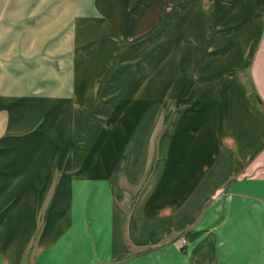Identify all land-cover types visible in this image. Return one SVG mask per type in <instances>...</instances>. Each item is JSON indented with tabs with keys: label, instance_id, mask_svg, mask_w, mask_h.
Instances as JSON below:
<instances>
[{
	"label": "crops",
	"instance_id": "0c3cea01",
	"mask_svg": "<svg viewBox=\"0 0 264 264\" xmlns=\"http://www.w3.org/2000/svg\"><path fill=\"white\" fill-rule=\"evenodd\" d=\"M198 1L168 24L187 50L130 88L119 115L91 93L84 108L92 86L78 82L55 96L0 83V264H264V0H209L207 13ZM63 6L0 0V56L31 53L20 26ZM177 66L188 93L160 131Z\"/></svg>",
	"mask_w": 264,
	"mask_h": 264
},
{
	"label": "rangeland",
	"instance_id": "374dc122",
	"mask_svg": "<svg viewBox=\"0 0 264 264\" xmlns=\"http://www.w3.org/2000/svg\"><path fill=\"white\" fill-rule=\"evenodd\" d=\"M183 1L49 0L51 5L53 2H63V9L58 12H51L49 9L47 25L42 28L37 29L35 25H31L33 20H29L32 23L28 25L20 26L19 33H27L31 37L27 38L33 39V44L24 43L31 53L24 54L21 51L15 59L8 60L0 56V83L15 84L16 90L11 93L16 95L33 96L37 93L42 96H55L61 93L58 84L67 87L73 81L78 82L83 88L92 86L91 90L82 91L84 108L89 107L91 93L98 102H107L104 108L109 113L108 116L119 115L124 95L137 97L133 95L137 91L130 88H136L137 82L140 87L143 86L157 71L161 75L169 73L167 67H164L169 60V54L187 50L188 40L182 37L183 29L174 26L173 33L168 26L178 17V12L173 10ZM208 2L209 0L198 1L204 13L208 12ZM190 44L193 50L201 49L193 37ZM23 61L25 66L21 67L20 62ZM185 75V68L177 66L172 80L161 89L160 131L167 129V116L174 109L179 113L180 100L188 93L184 91ZM158 76L160 75L157 74V86L160 83ZM172 83H178L176 105L168 101V89ZM37 89L40 90L36 91ZM65 94L73 96L71 91H65ZM42 105L41 103L33 111L37 114L33 120L46 114L47 110L38 113ZM56 106L53 103L49 109L66 111L59 115L71 117L73 130V115L70 110L67 106ZM77 116L83 118L82 113ZM46 123L50 126L45 116L44 125Z\"/></svg>",
	"mask_w": 264,
	"mask_h": 264
},
{
	"label": "built area",
	"instance_id": "2783aa9c",
	"mask_svg": "<svg viewBox=\"0 0 264 264\" xmlns=\"http://www.w3.org/2000/svg\"><path fill=\"white\" fill-rule=\"evenodd\" d=\"M183 243H184V241H183Z\"/></svg>",
	"mask_w": 264,
	"mask_h": 264
}]
</instances>
